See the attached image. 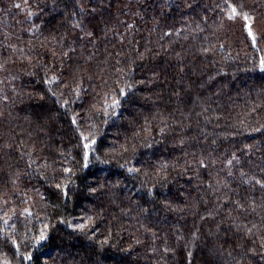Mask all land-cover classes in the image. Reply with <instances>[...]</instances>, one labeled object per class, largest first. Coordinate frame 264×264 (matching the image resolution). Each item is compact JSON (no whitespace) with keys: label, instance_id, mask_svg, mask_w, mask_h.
Masks as SVG:
<instances>
[{"label":"trees","instance_id":"trees-1","mask_svg":"<svg viewBox=\"0 0 264 264\" xmlns=\"http://www.w3.org/2000/svg\"><path fill=\"white\" fill-rule=\"evenodd\" d=\"M262 61L264 0H0V262L264 264Z\"/></svg>","mask_w":264,"mask_h":264},{"label":"snow or ice","instance_id":"snow-or-ice-1","mask_svg":"<svg viewBox=\"0 0 264 264\" xmlns=\"http://www.w3.org/2000/svg\"><path fill=\"white\" fill-rule=\"evenodd\" d=\"M16 7H19V5H16ZM236 15H237V10H236L235 7H233V8L231 9V15L229 16V19H233ZM244 19L247 20L248 17L245 16ZM248 34H249V36H252V32H251L250 29H249V33H248ZM89 35H90V34H89ZM252 38H253V43H255V37L253 36ZM261 71H264V61L261 62ZM53 79H54V78H53ZM50 82H51V81H50ZM122 94H123V93H122ZM118 103H119V102L117 101L116 104L112 105V107L115 108V107L118 105ZM73 123H74V124L76 123L75 119H73ZM84 139H87V138L85 137ZM92 143H95V141L93 140ZM88 147H89V145L86 144V145H85V148H88ZM85 158L87 159V155H86ZM229 163H231V161H229ZM128 171H129V172H132V171H135V170H134V169H128ZM256 183L259 184L261 188H264V183H262L261 181L257 180ZM58 187H59V186H58ZM5 223H7V221H5ZM84 227H85V225H80V226H79V230H80V231H83V230H84ZM44 239H46V236H45V234L42 232L41 235H40V237H39V239L36 241V243L39 244V243H40L42 240H44ZM189 255H191V253H189ZM26 259H29V260H30V259H31V256L26 257Z\"/></svg>","mask_w":264,"mask_h":264},{"label":"rangeland","instance_id":"rangeland-1","mask_svg":"<svg viewBox=\"0 0 264 264\" xmlns=\"http://www.w3.org/2000/svg\"><path fill=\"white\" fill-rule=\"evenodd\" d=\"M0 264H7V263H5V262H0Z\"/></svg>","mask_w":264,"mask_h":264}]
</instances>
